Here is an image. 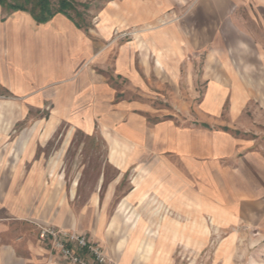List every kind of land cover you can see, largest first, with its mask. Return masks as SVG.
Returning a JSON list of instances; mask_svg holds the SVG:
<instances>
[{"label": "rangeland", "instance_id": "374dc122", "mask_svg": "<svg viewBox=\"0 0 264 264\" xmlns=\"http://www.w3.org/2000/svg\"><path fill=\"white\" fill-rule=\"evenodd\" d=\"M71 2L75 6L71 13L75 20L94 28L95 35L105 37L107 43L118 40L121 44H137L142 47L144 62L153 67L161 64L160 80L153 81L160 86L159 90L169 73L168 80L174 88L164 92H168L175 110L169 114L162 112L161 116L170 115V120L179 125L189 126L200 119L229 130L233 134L228 138L231 152L225 153L221 162L208 160L203 166L199 162L197 168H192L196 175L187 178L191 189L182 192L179 177L171 181L165 171H159L160 177L155 178L151 168L113 160L111 155L119 153V146L108 144V135L99 128L75 127L78 114L60 111L63 107L57 106L54 98L40 104L38 97L11 93L0 85V154L9 158L0 161V166H5L0 177V223H6L5 218L12 219L8 233L12 239L21 237L24 257L32 259L27 248L33 244L45 254L60 258L39 242L41 228L63 229L53 221L69 212L70 207L73 212H87L90 217L98 210L108 213V217L114 216L119 205L115 201L129 186L139 184L147 191L127 196L132 200L136 195L142 202L140 207L123 211L130 212L132 222H139L133 223L132 229L147 236L141 247L156 259L167 254L170 264H264L262 75L256 74L252 60L245 65L226 61L222 67L228 78L224 76L219 89L216 66H205L204 57L195 66L187 67L186 72L178 64L190 46L201 47L211 42L218 28H224L223 33L226 28L230 32L240 28L242 35L253 33L263 43L264 0ZM151 36L157 37V46ZM227 42L222 46L230 48L232 44ZM243 46L238 43L239 53H245L247 47ZM233 67L245 85L238 90L230 80L236 74L231 72ZM198 78L201 82L195 83ZM236 149L254 155L247 160L239 154L232 160L230 153ZM175 161L182 170V162ZM120 178L124 187L117 193L115 187ZM110 197L111 208L94 209L98 201L106 206Z\"/></svg>", "mask_w": 264, "mask_h": 264}, {"label": "crops", "instance_id": "0c3cea01", "mask_svg": "<svg viewBox=\"0 0 264 264\" xmlns=\"http://www.w3.org/2000/svg\"><path fill=\"white\" fill-rule=\"evenodd\" d=\"M93 29L78 28L62 14L46 23H37L28 12H8L1 7L0 81L6 83L0 85L11 93L38 97L39 103L54 98V103L63 107L59 108L60 111L78 114L79 121L73 123L75 127L99 128L108 135V140L105 138L108 144L119 146V153L113 152V157L111 155L113 160L151 168L155 178H159L162 171L171 181L179 177V189L187 192L191 189L187 178L196 175L192 168H197L199 162L203 166L208 160L214 163L223 161L224 154L231 152L228 138L233 134L204 120L195 119L197 123L186 126L171 121L170 115L161 116L162 112L169 114L175 110L169 102L168 92H164L174 88V84L168 80L169 73L162 79L163 88L159 90L160 86L153 84V81L160 80L158 73L161 64L149 66L142 60L141 46L121 44L118 40L107 43L105 37L95 35ZM223 31L224 28H218L213 40L201 47L190 46L178 63H181V70L186 72L187 67L195 66L204 57L205 66H216L217 88L220 89L224 76L226 80L228 78L222 67L224 62L245 65L252 60L257 67L253 69L256 74L262 75L264 81V41L257 40L251 32L250 36L242 35L240 28H233L231 32L226 28V34ZM151 39L157 46V37L151 36ZM224 41H229V45L236 43L237 46L223 47ZM239 42L247 47L245 53L237 50ZM203 52L205 56H202ZM231 72L236 73L230 79L235 83L236 90L245 86L234 67ZM198 79L195 83L201 82V78ZM188 96H192V93ZM239 154L247 160L254 155L236 149L230 156L233 160ZM0 157V161L9 159L3 158L2 154ZM175 160L182 162V170ZM119 164L122 166L119 169L123 170L124 166ZM4 167L0 166V177L3 176ZM140 186L132 184L128 192L115 201L119 205L114 216L108 217V213L98 210L93 211L90 217L87 212H73L70 207V211L64 212L53 224L86 235L89 240L97 242L117 264H170L167 254L162 256L163 259H156L147 248L141 247V241L147 236L135 233L130 212L123 211L140 207L142 202L136 195L132 200L127 196L129 193L147 191L148 188L142 189ZM123 187L120 178L115 187L117 193H121ZM198 189L206 191L205 188ZM112 203L110 197L106 206L98 201V206L93 207L108 209ZM5 219L6 223H0V264H63L60 258L45 254L42 248L33 244L27 248L32 258L29 262L23 255L24 250L20 249L23 246L20 244L21 237L12 239L8 233L12 219ZM148 238L153 239V236ZM3 239H8V242H2Z\"/></svg>", "mask_w": 264, "mask_h": 264}, {"label": "built area", "instance_id": "2783aa9c", "mask_svg": "<svg viewBox=\"0 0 264 264\" xmlns=\"http://www.w3.org/2000/svg\"><path fill=\"white\" fill-rule=\"evenodd\" d=\"M38 240L69 264H117L97 242L76 231L45 226Z\"/></svg>", "mask_w": 264, "mask_h": 264}, {"label": "trees", "instance_id": "16d2710c", "mask_svg": "<svg viewBox=\"0 0 264 264\" xmlns=\"http://www.w3.org/2000/svg\"><path fill=\"white\" fill-rule=\"evenodd\" d=\"M0 6L8 12H28L37 23H46L56 15L62 14L78 28L88 29L87 26L78 23L71 14L75 10L71 0H0Z\"/></svg>", "mask_w": 264, "mask_h": 264}]
</instances>
